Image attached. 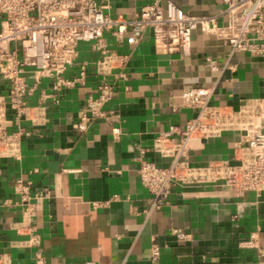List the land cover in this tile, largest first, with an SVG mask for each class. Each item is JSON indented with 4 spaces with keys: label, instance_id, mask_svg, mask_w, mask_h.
<instances>
[{
    "label": "crops",
    "instance_id": "obj_1",
    "mask_svg": "<svg viewBox=\"0 0 264 264\" xmlns=\"http://www.w3.org/2000/svg\"><path fill=\"white\" fill-rule=\"evenodd\" d=\"M168 2L191 15H215L221 23L220 0H111V15L133 19L142 6ZM1 19V16H0ZM108 46L128 53L126 80L119 81L106 109L114 114L95 118L86 131L77 122L86 107V97L96 95L99 77L87 67L83 82L63 88L59 101H46L47 123L30 126L22 137L20 157L0 160V264H264V191L259 195L225 196L213 186H183L172 189L170 201L151 208V195L141 184L138 157L159 166L168 158L152 150L154 138L169 125H184L195 111L178 105L185 88L208 86L211 101L237 107L240 99L263 93L264 57L247 51H231L228 43L204 34L191 33L186 53L177 51L173 40L155 49L153 32L129 45L106 35ZM98 52L81 45L77 63L67 77L79 74L78 63L91 61ZM217 61L218 69L206 64ZM40 90L51 91L44 79L30 103H37ZM236 135L195 141L189 159L195 165L233 158ZM22 178L31 190L48 188L52 195L37 206L38 246L14 244L28 237L8 227L21 218L12 184ZM226 192V191H225ZM9 200L10 204H3ZM173 229L188 234L179 239ZM158 255L152 258V244Z\"/></svg>",
    "mask_w": 264,
    "mask_h": 264
},
{
    "label": "built area",
    "instance_id": "obj_2",
    "mask_svg": "<svg viewBox=\"0 0 264 264\" xmlns=\"http://www.w3.org/2000/svg\"><path fill=\"white\" fill-rule=\"evenodd\" d=\"M220 2L221 23L215 15H191L173 2L165 7L155 2L146 4L133 19H125L111 15V0H0V160L20 157L21 139L32 132L23 123L45 125L46 101L56 104L63 88L82 83L87 67L99 79L96 95L86 97L77 128L86 131L95 118L115 113L105 105L114 98L119 81L127 79L129 54L112 50L105 40L107 34L116 43L134 45L150 28L156 51H162L165 41L173 40L177 51L186 53L191 33L199 27L204 34L228 43L232 52L264 57V0ZM81 45L97 51L98 57L78 63L79 74L67 77V69L77 63ZM206 64L214 70L219 68L213 58H207ZM44 79H50L51 91L40 90L37 103H30ZM212 92L208 86H192L177 95L178 105L195 114L184 125H169L154 138L152 150L168 158V165L137 158L139 179L151 195V208L168 204L177 185L213 186L225 196L264 191V78L263 93L240 99L237 107L211 101ZM225 132L236 135L232 141L235 161L218 159L201 165L190 161L189 151L196 147L195 141L217 138ZM12 188L17 199L11 205L18 207L21 218L8 227L28 235L13 242L38 246L37 206L52 191H32L31 182L22 178L14 179ZM173 233L179 239L188 236L179 229ZM151 251L155 259L159 252L155 243ZM35 257L37 264L43 263L40 252Z\"/></svg>",
    "mask_w": 264,
    "mask_h": 264
}]
</instances>
